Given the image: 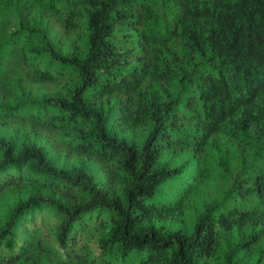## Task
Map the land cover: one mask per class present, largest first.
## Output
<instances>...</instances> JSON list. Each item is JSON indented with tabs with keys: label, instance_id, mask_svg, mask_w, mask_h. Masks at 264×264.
I'll use <instances>...</instances> for the list:
<instances>
[{
	"label": "trees",
	"instance_id": "1",
	"mask_svg": "<svg viewBox=\"0 0 264 264\" xmlns=\"http://www.w3.org/2000/svg\"><path fill=\"white\" fill-rule=\"evenodd\" d=\"M27 1L20 17L38 2ZM40 2L75 38L53 56L57 68L23 25L3 40L0 74L10 58L18 65L0 83V128L54 136L97 169L92 185L83 172L56 176L41 148L0 136V193L35 186L58 199L28 196L5 210L0 264H39L35 249L60 264H264V0ZM181 51L206 57L205 71L179 78L163 61ZM31 83L55 91L34 97ZM116 129L146 136L138 147ZM243 135L263 148V169L207 205L189 234L170 230L195 194L199 157ZM46 205L62 217L56 233ZM89 226L108 233L112 260L83 243Z\"/></svg>",
	"mask_w": 264,
	"mask_h": 264
},
{
	"label": "rangeland",
	"instance_id": "2",
	"mask_svg": "<svg viewBox=\"0 0 264 264\" xmlns=\"http://www.w3.org/2000/svg\"><path fill=\"white\" fill-rule=\"evenodd\" d=\"M64 2V0H57ZM28 6L27 0H0V44L10 33L17 31L21 25L24 28L32 30L35 35L41 40L39 48L43 51L45 59L51 60L54 67H58L54 63L53 56H59L61 53H68V42L75 38L74 31H61L59 26H55L52 19L45 17L42 14L44 10L43 3L38 0L36 6L29 8L26 17L21 16L22 5ZM52 16V15H51ZM121 33H118L120 35ZM47 48V50H46ZM46 50V51H45ZM0 63L3 61L0 59ZM168 67L173 68V72L179 78H191L196 71H205L204 68L208 66L206 57H188L185 52L181 51L179 58L175 56H167L163 61ZM4 64V63H3ZM18 65V60L10 58L7 66L1 71L0 83L3 84L7 79L11 78V71ZM20 66V64H19ZM176 80V84H178ZM5 84V83H4ZM31 94L34 97L40 98L43 93H50L55 91V86L52 84H45L43 87L37 83H31ZM164 94V92H162ZM22 99H28L27 95L23 93ZM8 102H14L12 96L8 98ZM116 136L126 142L133 143L138 147L141 146L145 139V131L130 132L126 130L116 129ZM0 136L5 139L14 136L18 140H24L34 146L41 148L45 153V161L50 168H53L59 175L69 178L82 180L80 173H85L89 177L88 181L83 183L94 184V176L97 166L95 162L89 161L81 156H76L66 151L64 147L58 145L54 136L45 138L42 135H33L27 131V127L23 125H14L9 129L0 128ZM263 148L255 145L251 137L243 135L241 139L233 141H223L217 147L208 149L207 153L201 155L197 162V168L194 171L196 179L194 186L196 191L191 201L188 203L185 212L177 219L168 224L170 230H181L190 233L192 224L199 216L204 208L211 204V202H220L224 198L232 195V191L236 190L237 185L242 183L241 180L246 175L252 177L256 172L263 169L261 153ZM186 156L176 160L174 163L182 162ZM166 158H163L165 160ZM35 162L30 161L26 167L31 168ZM171 165V164H169ZM47 196L49 201H58L54 194L39 189L35 186H19L15 188L5 189L0 193V219L5 210L15 206V204L24 201L28 196L36 195ZM49 211V220L51 226L56 233L57 226L62 217L56 212L53 205H46ZM55 212V213H54ZM8 214V213H7ZM1 222V221H0ZM83 243L91 249L94 256H105L112 260V254L104 245H108V233L104 230L95 227H88L81 234ZM34 259L39 264H60L59 260L54 254L42 250L35 249L33 251ZM215 264V260H212ZM218 264H222L220 259H217Z\"/></svg>",
	"mask_w": 264,
	"mask_h": 264
}]
</instances>
